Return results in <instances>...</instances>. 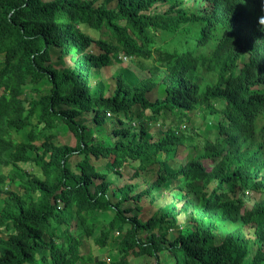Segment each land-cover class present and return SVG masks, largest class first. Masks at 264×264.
I'll use <instances>...</instances> for the list:
<instances>
[{"label": "trees", "instance_id": "trees-1", "mask_svg": "<svg viewBox=\"0 0 264 264\" xmlns=\"http://www.w3.org/2000/svg\"><path fill=\"white\" fill-rule=\"evenodd\" d=\"M123 57L166 73L98 79ZM0 233V264H264V0H0Z\"/></svg>", "mask_w": 264, "mask_h": 264}, {"label": "rangeland", "instance_id": "rangeland-1", "mask_svg": "<svg viewBox=\"0 0 264 264\" xmlns=\"http://www.w3.org/2000/svg\"><path fill=\"white\" fill-rule=\"evenodd\" d=\"M187 3L190 4L192 3V0H187ZM165 9V6H161L158 8V10L163 11ZM54 57V56H53ZM55 60V57L53 58ZM55 65L58 68H64V67H69L71 65L70 61L68 59H63L62 61L55 63ZM123 67L124 73L126 75V77L129 76V78H131L132 76H134L135 78L139 77V78H152V79H161L162 76L166 73V68L164 66H155L151 71L148 70H140L137 67V63L135 62V60H130V58H125L123 57V61L121 63H116L113 65H110L107 69H105L103 71V78H98L99 80H102L104 82H109L111 81V75L115 74L116 72L120 71V68ZM98 81V80H97ZM217 107H221V103L217 102L216 103ZM91 117V115L89 116ZM193 119V118H192ZM215 119V121H218V118L213 116V115H209L206 118V122H211ZM165 122V123H164ZM169 122L172 125H176L178 123H180L179 119L176 118H170V120L165 121L162 118H159V122L160 124H164L165 127L167 125V123L169 124ZM206 122H203L200 118H196L194 119V124L197 128V130L199 132L204 131L205 127H207ZM185 124H181V128H184ZM191 123H188V127H191ZM59 130H58V135L57 138L55 140L56 144H65V143H70L71 142V138L69 135V132L66 130V127L63 126L62 124H59ZM147 130L150 133H154L157 131V127L154 126V124H147ZM107 128H105L104 130V134H107ZM210 138L212 139L214 137V130L211 129L210 130ZM187 156V153L185 152L184 154L178 156L176 158L177 162H184L185 158ZM8 173H15L16 174V181H22L26 179V173H35L36 169L32 164H18L17 166H11L9 167V169L7 170ZM6 170L4 172H7ZM133 170L129 169L127 173H124V175H113V181H114V185L115 186H121L123 184L126 183H140V185H144V180L138 177H133ZM9 182V179L6 180V183ZM5 183V189H6V184ZM181 186L184 188H188L189 187V182H182ZM165 191V190H164ZM168 190H166L162 195L161 198H158L156 200V202L150 206L148 204V201L143 202V207L145 208L144 210L138 211L137 209L133 211V214H136L138 216H140L142 218L143 221L147 220L151 215L152 212L155 211L158 207H166L168 205H170L172 203V198L170 195H167ZM251 197L254 198H258L259 194L258 193H253L252 195H250ZM125 206H133L132 203H126ZM112 214L110 212H107L103 215L100 216V220L102 221L101 224H106L108 222V220L111 218ZM182 220L180 221L181 224L183 223V217L181 218ZM179 230L174 229L173 231H169L168 233V237L169 239H173L177 234H178ZM100 233V230H96L95 234L87 240L86 246L84 247V251H88V249L90 250V253L93 255L94 259H104V260H108L111 257H116L118 258L117 254L115 253V250H113V246H110L111 241H114L112 239H110L109 244L104 247L101 248L99 245H97L96 241H95V237L98 236ZM116 234V233H115ZM1 236H3V234L0 233ZM129 258V257H128ZM129 264H150L151 263V258L149 257H139V258H130L128 259ZM164 260L161 258L160 264H163Z\"/></svg>", "mask_w": 264, "mask_h": 264}]
</instances>
